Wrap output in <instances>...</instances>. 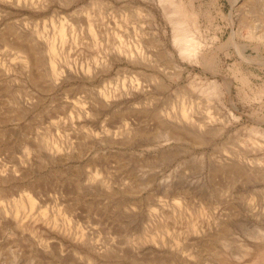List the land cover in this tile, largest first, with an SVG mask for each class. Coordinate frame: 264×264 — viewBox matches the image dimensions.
<instances>
[{
    "label": "rangeland",
    "instance_id": "obj_1",
    "mask_svg": "<svg viewBox=\"0 0 264 264\" xmlns=\"http://www.w3.org/2000/svg\"><path fill=\"white\" fill-rule=\"evenodd\" d=\"M184 1L196 62L157 0H0V264L264 263V0Z\"/></svg>",
    "mask_w": 264,
    "mask_h": 264
},
{
    "label": "bare ground",
    "instance_id": "obj_2",
    "mask_svg": "<svg viewBox=\"0 0 264 264\" xmlns=\"http://www.w3.org/2000/svg\"><path fill=\"white\" fill-rule=\"evenodd\" d=\"M158 2H159V4H160V6H161V9H162V11H163V13H164V15H165V17L167 18V21L170 23V24H168V25H171V30H172V40H173V42H174V45L176 46V48H177V51H178V53L182 56V58H184V57H187V58H192V59H194V61L196 60L197 61V59L199 58V56L200 55H202V44H201V38H200V36L197 34L199 31V29H198V25H197V23H196V16H197V12L192 8V6L191 7H187V3L184 1V0H157ZM262 1V0H261ZM157 2V3H158ZM156 4V3H155ZM160 10V9H159ZM161 13V12H160ZM244 12H242V14H243ZM246 13V12H245ZM163 15V14H162ZM163 15V16H164ZM240 16H242V15H240ZM249 16V15H248ZM244 17V16H243ZM243 17H241V18H243ZM263 18V17H262ZM241 20H243L242 22H244L245 20L247 21V22H249L248 21V19H247V16H246V18H243V19H241ZM249 20H250V18H249ZM252 20V19H251ZM239 22V21H238ZM263 22H264V20H263ZM250 23V22H249ZM248 23V24H249ZM244 24V23H243ZM247 25V24H246ZM251 25V24H250ZM254 26V25H253ZM256 26V25H255ZM263 26V25H262ZM261 26V27H262ZM258 29V28H257ZM261 28H259L258 30H260ZM264 29V28H263ZM257 31V30H256ZM61 32H62V30H61ZM233 32V31H232ZM232 32H231V35H229L230 37L232 36ZM253 32V34H252V36H256L257 38H259V40H261L262 42H264V32H255L254 33V30L252 31ZM60 33V32H59ZM228 36V37H229ZM205 38V37H204ZM232 38V40H233V37H231ZM231 38H229L228 40H230ZM228 40H227V42H228ZM260 41V42H261ZM173 42H172V44H173ZM261 42V44H263ZM204 43H205V41H204ZM231 43V42H230ZM232 44H233V42H232ZM50 45V44H49ZM173 45V46H174ZM234 45V44H233ZM236 45V44H235ZM53 46V45H52ZM204 46V45H203ZM27 47H29V46H27ZM242 47V46H241ZM125 48V47H124ZM175 48V49H176ZM244 48V47H243ZM25 49V48H24ZM35 49V48H34ZM49 49L52 51V53H53V48L51 47V45L49 46ZM237 49H238V47H237ZM123 50V49H122ZM115 51L116 50H114V53H115ZM129 51V50H128ZM176 51V50H175ZM241 51V50H240ZM239 51V52H240ZM113 52V51H112ZM160 52V51H159ZM35 51L33 50V49H31V48H29V49H27L26 50V55H21V56H18V57H22V56H24V58H23V62L24 63H26V66H28V68H34V69H36L37 68V66H38V63H39V61H38V58L36 57V55H35ZM162 52H160L159 54H161ZM120 54H123V52L120 50V49H118L117 50V52L115 53V55L112 53V55H114L115 56V59L117 60H120V59H122V58H120ZM129 54V53H128ZM130 54H132V53H130ZM157 54V53H156ZM155 54V55H156ZM158 54V55H159ZM163 54V53H162ZM162 54H161V56H162ZM205 54V53H204ZM134 55V54H133ZM245 55V54H244ZM258 55V54H257ZM123 56L125 57L126 55H124L123 54ZM128 56V55H127ZM242 56H243V54H242ZM131 57H132V55H131ZM158 57V56H157ZM160 57V56H159ZM158 57V58H159ZM205 57V56H204ZM262 57V56H261ZM133 58V57H132ZM181 58V57H180ZM201 58V57H200ZM125 59H126V57H125ZM53 60V59H52ZM162 60V59H161ZM166 60V59H165ZM189 61H190V59H188ZM202 60V59H201ZM257 60V59H256ZM114 61V60H113ZM163 61V60H162ZM193 61V60H192ZM191 61V62H192ZM195 61V62H196ZM259 61V60H258ZM161 62V61H160ZM168 62V61H167ZM199 62H201V61H199ZM264 62V61H263ZM164 63V62H163ZM261 63H262V60H261ZM51 69H52V71L54 72L55 71V68H54V66H53V64H52V62H51ZM24 66V65H23ZM40 66V65H39ZM38 66V67H39ZM32 71V70H31ZM40 71V70H39ZM29 72V71H28ZM40 73V72H39ZM237 74H239V73H237ZM236 74V75H237ZM32 75V74H31ZM34 75V74H33ZM251 75V74H250ZM35 76V75H34ZM241 76V75H240ZM237 77V76H236ZM242 77H243V75H242ZM235 78V77H234ZM36 79V78H35ZM34 79V80H35ZM159 79V78H158ZM163 79V78H162ZM240 79V78H239ZM244 79L246 80V77H244ZM38 80V79H37ZM41 80V79H40ZM39 80V81H40ZM208 80V79H207ZM225 80V79H224ZM241 80V79H240ZM161 81V80H160ZM227 81V80H226ZM242 81V80H241ZM164 82V81H163ZM39 83V82H38ZM157 83H158V81H157ZM206 83V82H205ZM230 83V82H229ZM248 83V82H247ZM159 84V83H158ZM163 84V83H162ZM161 84V85H162ZM243 84V83H242ZM204 85V84H203ZM202 85V86H203ZM200 86V85H199ZM165 87V86H164ZM148 88V87H147ZM157 88V87H156ZM163 88V87H162ZM161 88V89H162ZM244 88V87H243ZM260 91V90H259ZM106 92V91H105ZM109 92V91H108ZM124 92V91H123ZM200 92H202V93H204L205 95H211V94H213V95H216V97L218 98V100L220 101V103H221V106H223V104L225 105L226 103H227V100H228V96L226 95V93H228V94H231L232 93V90L230 89V85L227 83V82H223V83H220V82H218V80L217 79H211V80H208V82H207V84H205L204 85V87H201V91ZM242 92H244V91H242ZM107 93V92H106ZM109 96V95H108ZM118 97V96H117ZM211 97V96H210ZM109 98V97H108ZM108 98H106V99H108ZM113 98H114V95H113ZM205 98H207V97H205ZM213 98V97H212ZM111 99V98H110ZM216 99V98H215ZM105 100V99H104ZM122 100V99H121ZM218 100H217V102H218ZM230 102L234 105V106H237V105H235L234 103L236 102V101H234V103L230 100ZM104 104V103H103ZM105 105V104H104ZM118 105V104H117ZM229 105V104H228ZM228 109H229V106H227V104L225 105ZM226 107H225V109H226ZM231 107V106H230ZM231 111V110H230ZM228 113H231V112H228ZM183 116H188V115H186V111H183ZM232 114V113H231ZM182 118V117H181ZM183 119V118H182ZM185 119V118H184ZM185 126V125H184ZM258 129H259V127H257ZM257 129V131H259ZM262 129V128H261ZM175 130V129H174ZM174 130H173V132H174ZM178 130V129H177ZM172 131V130H171ZM181 131V130H180ZM184 131V130H183ZM255 132V131H254ZM260 132V131H259ZM263 133V132H262ZM178 134V133H177ZM173 135V134H172ZM170 136H171V134H170ZM173 136H175V135H173ZM230 162V161H229ZM232 162V161H231ZM228 163V162H227ZM232 168V167H231ZM237 168V167H236ZM230 169V168H229ZM228 170V169H227ZM239 170V169H238ZM237 170V171H238ZM230 171V170H229ZM235 171V170H234ZM240 171V170H239ZM238 173H240V172H238ZM36 183V182H35ZM35 183L34 184H32V183H26V184H23V185H21V189L25 192V195H24V199H20V198H18V199H20V200H17V202L16 203H14L13 202V200H11L10 199V201H12L13 203H14V209L13 210H17L19 207H24V205L25 204H28L29 206H34V205H41L42 203H47L46 201L51 197L50 195H48V194H46V193H48V192H46V193H43V192H41V188L39 189V187H40V185L37 187V185H35ZM43 190V189H42ZM7 191V190H6ZM7 193V192H6ZM54 193V192H53ZM52 193V194H53ZM60 195V194H59ZM57 196V195H56ZM60 197V196H59ZM52 198V197H51ZM54 198V197H53ZM56 198V197H55ZM61 198V197H60ZM13 199V198H12ZM15 199H17V198H15ZM14 199V200H15ZM58 199V198H57ZM56 199V200H57ZM49 201V200H48ZM1 206V205H0ZM1 209H0V211H2V214H3V211H5V212H7L8 211V208L7 207H4V206H2V207H0ZM65 209H67V207L65 208ZM12 209L10 208V210L9 211H11ZM68 210V209H67ZM66 210V211H67ZM69 211V210H68ZM72 211H74V210H72ZM71 211V212H72ZM14 212H16V211H14ZM71 212H69V213H71ZM1 213V212H0ZM26 213V212H25ZM45 213V212H44ZM21 214V213H20ZM1 215V214H0ZM71 215H72V213H71ZM76 215H77V213H76ZM3 216H4V214H3ZM15 216V215H14ZM0 217H2V216H0ZM72 217V216H71ZM51 225V224H50ZM261 228V227H260ZM259 228V229H260ZM264 229V228H263ZM261 230V229H260ZM264 231V230H263ZM262 231V232H263ZM264 233V232H263ZM258 234H260V231H259V233ZM262 234V233H261ZM264 236V235H263ZM74 237V236H73ZM260 237V236H259ZM164 241V240H163ZM87 242H89V241H87ZM160 242H161V240H160ZM90 244H91V242H89ZM89 243H87V244H89ZM93 243V242H92ZM162 243H164V242H162ZM84 245H85V243H84ZM92 245V244H91ZM160 246V245H159ZM90 247H93V249H95L94 248V246L92 245V246H90ZM88 248V247H87ZM89 249V248H88ZM263 252V251H262ZM227 253V252H226ZM264 254V253H263ZM227 255V254H226ZM229 255V254H228ZM262 258H264V257H262ZM260 259V258H259ZM264 260V259H263ZM259 261V260H258ZM260 262V261H259ZM221 264V263H220ZM223 264V263H222ZM241 264H243V263H241ZM260 264V263H259ZM264 264V263H263Z\"/></svg>",
    "mask_w": 264,
    "mask_h": 264
}]
</instances>
